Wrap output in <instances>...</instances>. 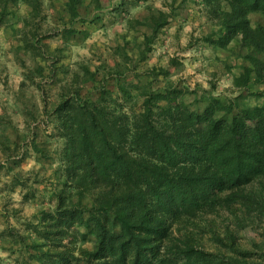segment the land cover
Wrapping results in <instances>:
<instances>
[{"label":"trees","instance_id":"trees-1","mask_svg":"<svg viewBox=\"0 0 264 264\" xmlns=\"http://www.w3.org/2000/svg\"><path fill=\"white\" fill-rule=\"evenodd\" d=\"M177 2L171 0L169 11L146 4V17L130 16V29L150 32L134 38L133 51L128 40L117 46L113 65L91 69L82 63L69 72L58 66L61 55L48 59L44 40L57 34L43 33V0H0V29L17 17L11 6L31 8L18 18V48L37 50L47 67L27 68L25 79L43 91L36 77L55 79L60 71L69 77L58 103L39 120L52 125L55 148L38 144L33 130L27 143H4L13 164L5 161L0 170L12 175L11 186L26 189L25 199L34 197V184L15 168L27 154L41 166L32 180L45 182L38 175L48 167L55 175L48 184L54 200L49 210L24 219L22 228L9 225L11 212H4L0 243L12 242L4 247L16 255L10 264H264V104L251 101L264 96V88L256 89L264 85V0H200L209 24L201 39L223 50L235 41L243 59L232 75L233 96L214 87L197 100L202 110L186 101L188 90L176 85L169 68H141ZM84 6V0L64 3L69 24L60 36L66 43L89 35L77 21L102 19L100 13L86 19ZM123 6L130 12L124 0L114 10ZM171 64L183 66L175 58ZM13 215L22 218L18 209ZM250 225L256 236L247 239ZM0 264H6L1 256Z\"/></svg>","mask_w":264,"mask_h":264},{"label":"rangeland","instance_id":"rangeland-1","mask_svg":"<svg viewBox=\"0 0 264 264\" xmlns=\"http://www.w3.org/2000/svg\"><path fill=\"white\" fill-rule=\"evenodd\" d=\"M98 1L101 3L100 9L96 7V0H84L85 6L82 12L86 19L92 18L96 13H100L102 19L97 22L88 19L77 21L75 26L81 31H89V35L84 38L85 35L79 34L66 43L60 36L61 30L69 24V16L63 11L66 0H43V14L48 17L44 23L43 33L57 34L44 40L47 44V55L50 54L48 58L50 61L55 60L53 57L57 54L61 55L58 66H63L69 72L82 63L88 64L91 69L101 67L103 64L113 65L118 59V55L115 54L117 46L126 45L128 40L130 44L127 45L133 51L134 38L138 36L142 38L144 33L150 32L148 27H142L140 30L130 29L127 25L128 18L130 16L136 19L146 17L148 14L146 4L169 11L171 2V0H147V3H144V0H134L139 4L136 5L132 0H124L129 3L130 12L126 11V7L123 6L119 13L114 10V7H117L122 0ZM199 2L200 0H188L185 5H182L181 0H178L175 5L176 15L171 17L164 34L154 44L153 52L141 68L154 66L169 68L173 72L172 80L176 82V85L188 90L186 101L195 109L202 110L204 104L197 100H200L199 98L204 93L211 92L214 87L217 88V92L226 94L228 99L229 96H233L230 93L232 75L239 73L238 64L243 59H238L241 52L239 44L235 41L229 45L227 50H223L212 48L201 39L209 31V24L201 15ZM10 10L17 17L11 18V23L0 29V164L6 161L12 165V161H8L4 153V151L11 153V150L5 148L4 143L10 141L11 146H14L17 141L20 144L27 143L31 141L32 130L38 133L36 136L38 144L42 146L45 144L51 150L55 148L56 142L52 138L51 123L50 128H46L43 126L45 123L40 121L47 118L45 109L52 110L60 100V86L68 82L69 77L64 76L61 71L55 79L50 74L43 78L36 77L35 82H41L43 91L38 88L37 84L33 85L25 79L27 68L34 70L38 65L47 67V60L38 55L37 50L35 53L18 48L21 43L16 37L15 28L22 26L18 18L27 16L31 8L22 3L19 6H11ZM252 18L254 20L255 15ZM173 58L182 62L183 66L176 68V65L171 64ZM48 72L49 70L46 69L45 73ZM99 76L101 77V74ZM108 84L112 89L116 88L113 80H110ZM263 88L264 85L256 87L257 90ZM251 101L255 104H264V96L252 97ZM34 118L37 120L33 121ZM47 139L50 142L46 144ZM56 165L57 163L53 164L54 167ZM40 168L33 153L27 154L21 161V165L15 168V171L22 172L23 170V173H29L30 181L35 189L34 197L31 199L24 198L26 189L11 186L12 175H7L6 169L0 170V188H6L2 192L5 198L0 197L1 226L4 225V212H11L9 225L22 228L24 219L39 215L43 209L49 210L54 204V200L49 199L51 189L48 185L51 182L50 179L55 177L53 167L42 170L38 175V178L46 183L32 180L35 172L40 171ZM15 209H18L22 218L18 219L13 215ZM224 217L219 219L225 221ZM244 234L247 239H250L256 236V231L250 225L245 229ZM27 236H30L29 233ZM0 244L3 247L0 249V256L6 264H10L16 255L10 254L5 248H9L12 242L2 241Z\"/></svg>","mask_w":264,"mask_h":264}]
</instances>
